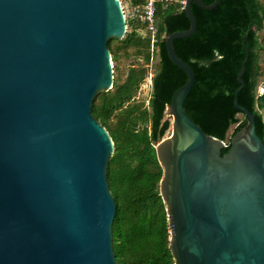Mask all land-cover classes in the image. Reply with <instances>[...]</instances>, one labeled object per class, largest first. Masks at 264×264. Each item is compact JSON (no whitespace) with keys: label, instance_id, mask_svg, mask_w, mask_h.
I'll list each match as a JSON object with an SVG mask.
<instances>
[{"label":"water","instance_id":"95a60500","mask_svg":"<svg viewBox=\"0 0 264 264\" xmlns=\"http://www.w3.org/2000/svg\"><path fill=\"white\" fill-rule=\"evenodd\" d=\"M164 35L169 61L186 75L165 107L170 135L155 145L159 195L173 264H264V145L253 115L227 143L184 112L194 73ZM119 0H0V264H117L106 169L114 151L92 102L111 89L108 40L122 39Z\"/></svg>","mask_w":264,"mask_h":264},{"label":"trees","instance_id":"16d2710c","mask_svg":"<svg viewBox=\"0 0 264 264\" xmlns=\"http://www.w3.org/2000/svg\"><path fill=\"white\" fill-rule=\"evenodd\" d=\"M130 1L134 5L143 2ZM201 1L206 5L213 2ZM190 10L195 32L173 41L176 56L190 66L195 79L184 112L205 134L225 141L221 154L225 153L229 138L248 124L247 117L233 105L240 86L237 74L247 57L237 103L253 115L255 133L264 145V91L258 94L264 86V0H219L212 10L191 3ZM125 23L123 38L108 40L107 47L112 62L119 54L130 60L129 70L122 83L113 80L110 90L98 93L91 107L114 145L106 169L115 202L112 249L117 264H173L159 195L162 169L154 147L170 127L165 107L186 81V75L169 61L163 36L188 29L189 22L179 7L157 5L158 43L145 106L135 101V94L149 76V36L139 22L126 19Z\"/></svg>","mask_w":264,"mask_h":264},{"label":"built area","instance_id":"2783aa9c","mask_svg":"<svg viewBox=\"0 0 264 264\" xmlns=\"http://www.w3.org/2000/svg\"><path fill=\"white\" fill-rule=\"evenodd\" d=\"M121 3V2H120ZM186 0H143L140 4H132L130 0H125L124 6L121 4L123 15L126 19L135 20L143 25L144 29L149 36V61H148V83H150V78L152 76V61L153 56L156 52V45L158 43V33L155 26V13L157 5L162 8H167L169 5H174L179 7L181 10L184 9ZM264 91V86L261 85L258 89V94Z\"/></svg>","mask_w":264,"mask_h":264},{"label":"rangeland","instance_id":"374dc122","mask_svg":"<svg viewBox=\"0 0 264 264\" xmlns=\"http://www.w3.org/2000/svg\"><path fill=\"white\" fill-rule=\"evenodd\" d=\"M124 6V2L121 3ZM117 42H114V45H117ZM129 65H130V60L125 57L122 54L117 55V58L114 62H112L113 68V80H116L117 83H122L125 79L126 73L129 70ZM149 71V69H148ZM150 72V71H149ZM149 83H148V78L142 82L139 85V88L135 94V101L137 103H144L143 105L145 106L150 94L149 90ZM100 93V92H99ZM166 117V116H165ZM239 119H242L243 117L241 115L238 116ZM170 129L167 130L163 138L167 137L170 135Z\"/></svg>","mask_w":264,"mask_h":264}]
</instances>
